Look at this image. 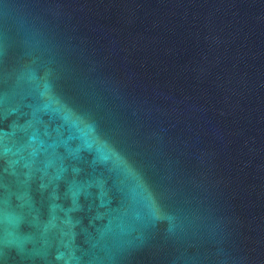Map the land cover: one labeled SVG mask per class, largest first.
I'll list each match as a JSON object with an SVG mask.
<instances>
[{"label": "water", "instance_id": "water-1", "mask_svg": "<svg viewBox=\"0 0 264 264\" xmlns=\"http://www.w3.org/2000/svg\"><path fill=\"white\" fill-rule=\"evenodd\" d=\"M0 264H264V0H0Z\"/></svg>", "mask_w": 264, "mask_h": 264}]
</instances>
